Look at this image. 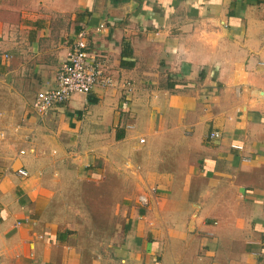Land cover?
<instances>
[{"label": "crops", "instance_id": "0c3cea01", "mask_svg": "<svg viewBox=\"0 0 264 264\" xmlns=\"http://www.w3.org/2000/svg\"><path fill=\"white\" fill-rule=\"evenodd\" d=\"M82 30L118 83L35 115ZM0 264H264V1L0 0Z\"/></svg>", "mask_w": 264, "mask_h": 264}, {"label": "built area", "instance_id": "2783aa9c", "mask_svg": "<svg viewBox=\"0 0 264 264\" xmlns=\"http://www.w3.org/2000/svg\"><path fill=\"white\" fill-rule=\"evenodd\" d=\"M105 27L104 23L97 26V30ZM55 86L38 92L31 108L35 115L45 116L49 111L67 102L73 94H88L95 86L109 87L118 82L108 72L105 61L97 58V55L87 50V38L84 30L78 32L76 38L68 48L65 60L60 64L55 73ZM124 88L131 90L129 81L122 82ZM220 134L212 130L208 134L209 139H217ZM144 139L140 138V142ZM233 148H242L239 144H232ZM24 150H20L23 153ZM16 172L26 176L25 168H18ZM138 202L142 206L148 204L146 195L140 194Z\"/></svg>", "mask_w": 264, "mask_h": 264}, {"label": "rangeland", "instance_id": "374dc122", "mask_svg": "<svg viewBox=\"0 0 264 264\" xmlns=\"http://www.w3.org/2000/svg\"><path fill=\"white\" fill-rule=\"evenodd\" d=\"M83 134V132H81ZM79 138H81V141H78L75 150L77 151L78 155H82L83 156V151L86 150L87 148L90 147V145L87 144V140L85 137H80L81 135H77ZM108 139L109 142H114V138L112 136H110L109 138H105ZM233 148V147H232ZM93 150V149H91ZM97 154V153H96ZM93 158V157H91ZM96 163V162H95ZM127 168V167H126ZM108 179H109V183L108 181L105 183L102 182H97L96 183H84L82 186H80V190H83L86 194V197L84 196V192L82 193V197H81V203H77L80 207H82L85 211L84 214L86 215L85 219L86 222H90V225L92 223L93 220H99L101 217H97L96 214V209H104V210H108L109 207V203L112 204V201H108L106 202L105 200H100V199H95V200H90L89 198V194L90 193H94L95 195L103 193L104 196H108V198H115L118 192L121 191V189L125 188V193L128 189L132 188L131 185V179L132 178H126V174H124V176L119 175L116 173V169L112 168L109 169L108 171ZM125 180L124 184L120 183V180ZM137 180V178H136ZM135 180V181H136ZM118 181V182H117ZM89 182V181H88ZM87 185V186H86ZM119 189V191H118ZM141 194V193H140ZM139 194V195H140ZM92 195V194H90ZM138 195V196H139ZM110 229V227H109Z\"/></svg>", "mask_w": 264, "mask_h": 264}, {"label": "trees", "instance_id": "16d2710c", "mask_svg": "<svg viewBox=\"0 0 264 264\" xmlns=\"http://www.w3.org/2000/svg\"><path fill=\"white\" fill-rule=\"evenodd\" d=\"M252 1H258L259 2V1H264V0H252Z\"/></svg>", "mask_w": 264, "mask_h": 264}]
</instances>
